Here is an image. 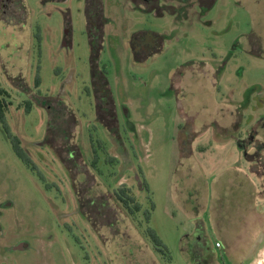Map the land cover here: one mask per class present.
I'll return each instance as SVG.
<instances>
[{"label": "rangeland", "instance_id": "rangeland-1", "mask_svg": "<svg viewBox=\"0 0 264 264\" xmlns=\"http://www.w3.org/2000/svg\"><path fill=\"white\" fill-rule=\"evenodd\" d=\"M145 1L0 0V264H192L178 218L201 181L170 165L201 142L213 167L255 146L264 184V0ZM252 200L228 205L242 250Z\"/></svg>", "mask_w": 264, "mask_h": 264}, {"label": "crops", "instance_id": "crops-1", "mask_svg": "<svg viewBox=\"0 0 264 264\" xmlns=\"http://www.w3.org/2000/svg\"><path fill=\"white\" fill-rule=\"evenodd\" d=\"M200 1L206 5L211 2L210 0ZM145 5H147L146 1ZM198 145L200 156L197 159L199 160H195V154L190 152L183 155L187 159H183L181 164L170 165L172 173L180 172L178 177L185 186H189L193 182L194 175L197 173H199L197 178L201 181V184L192 189L193 192L190 190L191 197L195 198L190 212L188 210L181 211V217L178 218L182 232V236L178 240L180 251L195 253L191 258L192 264H224L225 253L254 251L256 254L247 262L240 261L238 264H262L264 262V234L259 237L258 244L255 240L257 248L242 250V247H238L239 244L235 242L239 236L234 231L235 220H231L228 214V205L231 203L243 204L245 199H249L248 204L253 205L252 198H257L260 194L264 198V193L260 190L264 184H260L258 180L261 172L251 164V161L256 158L255 146H247L246 157H243L244 148H239L243 155L240 151L233 150L231 159L226 161V164L221 166L217 164L218 166L213 167L206 165L207 143L201 142ZM210 164L214 165L212 162ZM204 188L207 191L206 198L202 195ZM259 225L257 233L262 234L264 233V222ZM217 241L221 242L220 247L216 246ZM150 249L154 251L152 247ZM207 252H209L208 255L205 254Z\"/></svg>", "mask_w": 264, "mask_h": 264}, {"label": "trees", "instance_id": "trees-1", "mask_svg": "<svg viewBox=\"0 0 264 264\" xmlns=\"http://www.w3.org/2000/svg\"><path fill=\"white\" fill-rule=\"evenodd\" d=\"M6 96H9L8 91H7L6 89H4L3 87H0V121L3 122V123H5L6 109L8 108V104L10 103V102H7V100H6ZM121 191L124 192V188H122ZM118 195H119L118 197H119L123 202H125V205H128V207H129V206H130V205H129V202L131 201L130 203H133L134 206H135V208H138V209H139V203L136 202V200L134 199L133 196H129V197H128L129 200H130V201H129V200L123 198V196H124V195H127V194L123 193V194H121V195H120V194H118ZM127 196H128V195H127ZM130 211H131V209H130ZM153 235H154V233H153ZM154 237H155V236H154ZM155 238H156V237H155ZM157 244H158V245H162L161 241H158Z\"/></svg>", "mask_w": 264, "mask_h": 264}, {"label": "flooded vegetation", "instance_id": "flooded-vegetation-1", "mask_svg": "<svg viewBox=\"0 0 264 264\" xmlns=\"http://www.w3.org/2000/svg\"><path fill=\"white\" fill-rule=\"evenodd\" d=\"M150 42H152V39L149 37L148 33H145L142 35V36H138L134 41L133 43H135L134 45V49L136 50V46L137 45H141V46H144V47H150L149 45L147 44H150ZM137 43V45H136ZM137 49L138 50H141L138 46H137Z\"/></svg>", "mask_w": 264, "mask_h": 264}, {"label": "built area", "instance_id": "built-area-1", "mask_svg": "<svg viewBox=\"0 0 264 264\" xmlns=\"http://www.w3.org/2000/svg\"><path fill=\"white\" fill-rule=\"evenodd\" d=\"M216 246H217V247H220V246H221V242L217 241V242H216Z\"/></svg>", "mask_w": 264, "mask_h": 264}]
</instances>
